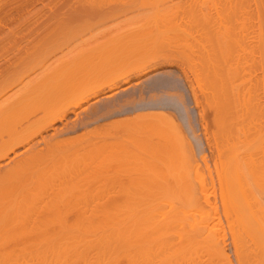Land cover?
Listing matches in <instances>:
<instances>
[{
    "label": "bare ground",
    "instance_id": "obj_1",
    "mask_svg": "<svg viewBox=\"0 0 264 264\" xmlns=\"http://www.w3.org/2000/svg\"><path fill=\"white\" fill-rule=\"evenodd\" d=\"M93 1L98 3V0H93ZM93 1L91 2L89 0L88 4H86L89 6L88 7V13H87L86 17L88 16L89 18H91V19L93 18V20H96V25L99 28H101V26H103V24L105 25L106 22L108 23V21H111V19L115 18L117 20V17L120 14L122 15L123 13H125L127 11H129V13H130L132 8H134V5L132 7V5L129 2H122V4H121V2H119V4L115 3L114 5H112L113 2L111 0V1H109L110 3L106 2V4L107 3L110 4V5L107 4L108 6H106L105 3L103 4V3L99 2V4H103L105 6L104 7L102 6L103 8H100V9H98L99 7L96 6L97 10L95 12H91V11H89L90 10L89 8L92 9V7H94L93 9L94 10L96 9L95 5H93L91 7V3H93ZM154 1L152 0V2H154ZM253 1L259 2V0H236V2L234 1L236 4L231 6V9L234 6H236V10H234V8H233V11L235 13L234 19L236 18V22H235L236 28L234 27V30L236 32L234 30H232V28H233L232 25L230 27L231 31H234L233 34L236 33V35L232 34V37L235 36V37H233V39H232L231 35H228V33L229 34L231 33L229 31L230 28L227 31V33L225 31V29H228L227 28V25L229 24L228 21L225 20V23L226 22L228 23V24L226 23L227 24L226 25V24H223L224 21L221 22L222 20L221 21L219 20L221 22V24L224 25L223 27L225 29L223 27H221V29H224V31H222L221 29H218L216 31H220V30L221 31L215 33V30H214L215 28L213 29V27H215V24H216V27L220 28L217 25L216 21L219 19L218 17L220 15H222V17H220L221 19L223 18V15H224V17H226L227 14H225V13H227V12L222 14V10H224L225 8L220 7L221 10H219L217 8V13H218V11L221 13L218 15V17H217L218 19H216L214 17L215 15L212 16L213 13H205L204 14V11L202 14H201L202 11L199 13L203 16L205 15L204 17L205 18L207 17L208 20L204 19V17H200V15L198 14V20H196L198 23L200 21H204L205 23H211L210 25L213 26L214 22L212 23L210 20L213 17H214V19H216L214 26L213 27L209 26V28L211 27L210 29L214 30V32L212 30H206L207 28L204 26L205 23L203 25H201L202 27L198 24H195V22L191 23V24L194 23L193 27H194V25H197L196 27L198 28V30L200 29V27H201V29L205 27L204 28L205 30L203 29L202 32L200 33L201 35L198 34V35H200L201 39L199 40L197 38L199 40V42L196 44L197 45L199 44L201 46L202 49L199 47L201 49V50L200 49L199 50H200V54L202 56H200L199 54L197 56H200L199 58L205 60V64L209 70V73H208L209 76L212 73L213 74V75L211 74L212 78H213V76H214V78L218 77L215 80V82L217 81L219 83L218 84L216 82V84L218 86L216 88L215 95L216 94L217 95L215 96V99L214 98H212V99H214V101H216V97L219 96V99L221 100V101L217 100L219 103V106H218L217 102H216L217 103V105H216V103L212 102L213 101L212 99H211L212 101L209 100L211 98L210 96H209V99H206V100H208V102L211 101L212 104L213 103L215 104L212 106H214V107L218 106V107H220L219 110H221V113L219 115V116H221L220 117L221 126H220V128L217 129V130L220 129L219 131H220L221 144L219 147V145L217 143V146H218V152L220 151L219 155H221L220 157L222 158V162H223V166H224V169L222 172H221V170L218 171L219 174H222V176H220L221 181L219 180L220 182L219 181L218 182H219V186H220L219 188H221L220 189L221 192L219 194L222 196L219 198L220 199L223 198V202L221 201V203L223 204L222 205L223 210H222V207L216 206V204H219V203H216V201H214V202H215L216 208L217 207L221 208V211H219V212H222L223 215L220 216L221 214L218 212L219 209L217 210L214 206H211L212 204L214 205V202H211L212 198H210L211 196H208L209 194L211 195V193H212V191H210L209 188H207L209 190H206V191H204L205 188H204V190L202 189V191L206 195L208 194L205 197H207L208 199L210 198L209 200L208 199L206 200L207 202H205V200H204L205 198H201V193H192L191 189H193V187H191L190 190L189 189L186 190L185 186L187 185V183H185V182L184 183L186 185L184 184V189L178 188L176 190L173 189V191L169 190V192L171 193V194L168 193L170 195L169 197L167 195V192H165L166 194L163 192L162 195H159V194H161L162 191H159L160 192L159 194L158 193L156 194V191H155L154 192L156 195V196L154 195L155 198L153 197L154 199H152V197L150 196L151 199L153 200V202L151 199L149 200L150 197L146 198L148 201H146V199L144 200V198H142L141 202H140V200H139V202H138V200L136 201V202H138V205H137V203H136V205H133L134 203L131 204V202H129L130 200L128 199L129 201L128 200L127 201L131 205H129V204L126 205L127 203H125L126 206L124 204H123V206H121L122 200H120V199L121 198L124 199L123 198L124 194H122L123 197H121L119 199L120 200V203H119L120 208H118V209H117V207L115 208V205L112 206L114 208H112V207L109 208L107 203L99 204L100 206L95 205V203H94V205L96 207L95 206L93 207V205H92L93 201L91 202V201H88L86 199V202H85L84 195H86V194H84V195L82 194L83 196L80 194L77 195V193H79V192L75 191L73 188H72L73 190H71V189L68 190V187H69L68 184L74 180L72 178H74L80 174H83V172L86 173L85 172L86 170L89 172L91 170L95 172L96 171L95 169H97L99 167L96 166L97 168L93 167V168H95L94 170H93V168L88 170L89 165L88 166H86V165L89 164V162L88 163L86 162L87 164L83 163V159H84V157L82 156L83 154L81 156H79V153H76V146H74L73 144L71 145V142H69V140L66 139L67 137L66 138L64 137L65 139H63V138L59 139L62 136H66L68 134L77 132L78 124H79V121H81V120L79 119L78 124L74 123L73 125H70V124L63 125V127L61 129H60V126L59 127L57 126L58 128H56V124L58 122H64L66 119H68V116L71 113H73L75 116H77L78 114L80 115V113H77V111L80 110V108H82L85 104L90 103L91 100L97 99V97H100L103 95L102 98L97 100V102H99V103L101 101L103 102V100H105V99L109 100L108 102H110L111 101L110 99H114L118 94H121L122 92L130 91L131 89L134 88L133 87L134 84H132V82L135 79L143 77V76H145L149 73H152V72H154L153 77L165 75L166 73H168L170 71H168V70L163 71L162 69L164 67H166V66L168 67L170 65V63H168L170 61L169 58L175 57L177 55H180L181 58H183L184 60H185V58H187V57H185L186 55H184V54H186L185 52L190 51L188 48H191L192 43L189 42L190 43V47H189V44L184 37H180L181 39L179 38V36H181L180 33L179 34L177 33L178 30H177V32L175 31L176 29H178L177 25H176V27H175V25H173L174 26L173 28L171 27L172 25H170V27L172 28V30L174 32L171 31L170 28L169 29L167 28V30L171 31L172 33L178 34L179 36L178 37L176 36L178 38V40H177V38L175 39V37H172V35H175V34L169 33V31L167 32L166 27H165V30H163L164 32L165 31L167 32V33L165 32L166 35H168V34L169 35L172 34V35L167 36V37H166V35H163V33H161L162 27L164 25L163 22L165 21L166 26H168L170 23L167 22L165 19H162L163 17L161 18V14L159 15L160 12L159 13L157 12L158 17L156 18V16H157V15H155L156 11H160L163 8H161L159 6V8H161V9L154 7L153 8L154 10H152L151 9L152 7H151L150 9L152 10V12L154 13V11H155L154 15L156 18V22L155 21L154 22H148V24H150L148 26H150V27L152 26V28L155 27V31H153L154 29L150 30V28L146 25L147 23L145 22L144 25L147 26L148 28L142 27V25H143L142 24L141 27L137 26V28L140 27V29L138 28L140 31L137 28L136 29L132 28L131 30H129L130 35L126 36V35H121L120 33H117L118 36L117 35L115 36V33H114V35H112L114 37H111V38L109 37L108 40H106L107 41L106 46L111 48L112 54L114 53V55H116L115 56L116 58L113 59L116 62L114 63L112 60L113 64L111 63L109 65V68H105V71L102 70V72L99 73V69H104V66L102 65V63H100V64L103 68L100 65H98L99 66L98 67L97 66L98 63L93 64V63H88L85 61H83V62H72V63H68L65 65H61V69H60L61 73H57L58 71H56V73L52 72L53 74L49 75L46 78H43V80L41 79L42 81L40 83L37 82L36 84H38V85L35 84L36 86L34 85V83L31 84L32 81L30 82L31 85L30 84L29 85L30 86L34 85L35 87L32 86L33 89H32L31 94H27L29 96L28 98H31L33 96H35V98H38V99L40 98L39 102L42 105L41 106L39 105L38 108L43 106L41 108V110H39L40 108L39 109L37 108L39 111H41V112H39V114L44 112V115L42 113V115H43L42 117L40 116L37 118V119L41 120V127L37 126L38 129L36 127H35L36 129L34 128V126L36 124V123H34L35 122L34 120L39 122L37 119H35L38 115V114L36 115L35 113H38V110H36L34 108L36 110L35 113H34V110H33V112L30 111L31 113L30 112L28 113V110H26L25 113L27 112V115H28L27 120L26 119L24 120L21 117V116H26V115H22L23 112L21 113L19 111L20 105L23 102L22 97L24 95V98H25L27 95L25 96V94H21L22 97L21 96L20 97L22 98L21 99L22 102L18 96H16V101H15V98L13 97L14 99H13L12 103L9 101L7 103L5 99H3V101H1V102H3V103H1V105L4 104L3 105L4 107L0 108V264H236L234 262V259L231 258V255H229V253L227 252L228 249L226 248V246L228 243L226 244V242L228 241L229 237H231V239H232V243H233V247H234L233 249L235 250V256H237L236 261L238 260L237 264H264V204H263L264 202L261 204V202L258 200L259 203L257 205L255 204L256 202L255 203L253 202L254 206H252L251 205L252 203H250V205L253 208L250 205H248V206L251 209L242 208V207L239 208V206H241V205H238V204L236 205V198L232 197V196L236 195L237 192L239 194L243 189H244V191H242L241 193L246 192L245 188H242L241 191H239L237 188L238 185L237 186L235 185L236 181H238V179H239V176L241 174L244 175L241 172V170L244 167L245 168L247 167V169H248L247 175H249V176L253 175V177H255V178H253V180L251 179L254 182V183L252 182V184H251L252 185V188H250L251 191L255 190L257 192V190H259L264 185V180H263L264 177H262L264 175V161H261V162L258 161V157L260 158V156H261V159H264V124H261V122H260L259 127H257L258 125L254 126L253 122L251 123V121L253 120V117H254V116L253 117L250 116L252 114L249 115L250 119L248 120L249 124H247V125H246V123L248 121L245 123L244 122L245 119L243 121L240 120L241 114L239 115L240 118H238L239 116H237V112L236 113H235V111L233 112V109L231 107L235 106L236 99H237V101H239V98L241 97L240 94L243 93L242 92L243 87H241L242 85H239L240 83L236 84V86L230 87L231 85H229V84H231V83H228V81L231 77L230 74H232V72H233L232 76L238 77V79L241 80V71L243 68L246 69L245 68L246 66L244 67L245 64H248L250 66L247 68L248 71H250L249 68H251V70H253V72L256 69L254 70V69H252V67H254L255 64H257V63H258V66L261 65L262 67H264V57L261 56L262 57L261 61H260V58H259V60H256V59H254L255 57H252V56H255V54H254L255 51H257V53L259 52L258 54H260L261 49H262V52L264 51L263 46H262V43L264 44V42H263L264 41V38H263L264 35L261 33L264 30V29L262 30V28H263L262 24L260 26V27H262L261 31L260 32L258 31L260 33V35H259V34H257V31L254 32V30L256 28L254 29L253 25H251L252 23H250L252 20V18H250V17L252 15L253 16L255 14L257 15V16L255 15L256 20H257V17L260 16V14H262L264 16L263 12L260 13V11H262V7H264V6H261L263 0L262 1L260 0L261 5L260 4L259 5H257V4L252 5L251 3ZM144 2L147 3L148 1L144 0ZM144 2H143V5L145 4ZM149 2H151V0ZM89 3H90V5H89ZM159 3L161 4V2H159ZM155 4H157V3H155ZM167 4H168V2H167ZM63 5H65V4H63ZM218 5H219V3H218ZM48 6H50V5H48ZM83 6H85V4ZM192 6H194V4ZM254 6H256V7L254 8ZM258 6L261 7V10L259 9ZM164 7H166V6H164ZM228 8L229 7L226 6L227 10H224V11H228L229 10ZM164 9H163V11H165V14H166V11H168V9H166V8H164ZM139 10L141 11V9H139ZM193 10H194V8H193ZM76 11H75V14H80L81 16L83 15L80 13V11H79V13H76ZM252 11L255 14H252ZM84 12H86V10ZM189 12H190V10H189ZM228 12H230V11H228ZM139 14L142 15V13H139ZM144 14H145V12H144ZM170 14L168 16V19L170 17ZM206 14H210L209 15L210 17H208V15H206ZM250 14H252V15L249 16ZM124 15H126V14H124ZM194 15H196V14H194ZM230 15L232 17L233 13ZM230 15H227V16H230ZM262 15L260 18H258L259 23H260L259 19L260 20L262 19L264 21V17H262ZM71 16H74V15L72 14ZM159 17L161 18L160 20H162V23L159 22V19H158ZM191 17H192V15H191ZM199 17L202 18V20L199 19ZM245 17H246V19H245ZM119 18H120V16H119ZM150 18L149 17L146 18V21H147V19H149V21L152 20V18L151 19ZM182 18H183V16H182ZM229 18L227 17V19H229ZM241 18L244 19L245 21L248 20L249 22L247 21L248 23H246V22L244 23V21L243 22L241 21L243 23L241 25V24H239V23H241L240 22ZM248 18L251 20H249ZM234 19L232 18L230 21H232ZM114 20H112V21H114ZM144 20H145V18H144ZM223 20H224V18H223ZM141 21H143V19ZM234 21H232L231 24ZM166 22L169 24L167 25ZM220 22H218V23L220 24ZM87 23H88V21H87ZM142 23H144V22H142ZM152 23L153 24L155 23L157 26H155V24L153 25ZM182 23H183V21H182ZM202 23H199V24H202ZM116 24H117V22H116ZM159 24H162L161 28L159 27L160 26ZM90 25H92V24H90ZM178 25H180V24H178ZM249 25L252 26L251 28L254 29V30L252 29L253 33H256L257 35H259L261 41L259 40L258 36H255V37H257L256 39L260 41L261 45H260L259 41H257V40L254 41L255 39L253 40L252 36H249L251 38L248 37V30L247 29L250 27ZM88 26H89V24H88ZM198 26H200V27H198ZM158 27H159V31H156V30H158ZM189 27H190V29L192 28V26H189ZM260 27H259V30H260ZM87 28L89 29V27H87ZM87 28H86V30H87ZM93 29H94V26L92 27V29L90 31H94ZM147 29H149L150 32ZM163 29H164V27H163ZM95 30H96V28H95ZM144 30H146V31H144ZM16 31H18V30H16ZM134 31H139V32H134ZM193 31L195 32V30H193ZM249 31L252 32L251 29ZM249 34H251V33H249ZM195 36L196 35H194V37ZM182 39H185L186 44H188V46L186 47L187 49H185V42H183ZM54 40H53V42H54ZM180 40H181L182 44L184 43L183 44L184 48L181 47L182 44L180 43ZM233 40H234L233 43H236V44H232V46L236 45V48L233 47L232 49H234L235 51L231 50V48H230L231 47L230 43ZM69 41H67V42H69ZM255 42L256 43L258 42V45ZM28 43H29V41H28ZM193 43H194V41H193ZM176 45H177V47H176ZM197 45H196V47H198ZM178 46H180L181 49H179L180 47L178 48ZM194 46H195V44H194ZM17 48H19V47H17ZM259 48H260V51L258 50ZM182 49H185V50H182ZM111 50H110V52H111ZM180 50H182L184 52V54ZM43 51L44 50H42V52ZM179 51L182 53L178 54ZM233 51L235 52L236 56L233 55ZM189 53L191 54V52H189ZM262 54L263 53H261L260 55H262ZM234 56H235V58H233ZM263 56H264V54H263ZM190 57L188 56V58H190ZM257 58H258V56H257ZM159 60H164L165 62H163L161 64H158L159 62L155 63L156 61H159ZM197 61H198V59H197ZM50 62H52V61H50ZM171 62L174 63L173 61H171ZM33 63L35 64L36 62H32V66H33ZM42 63H43L42 65H44V62H42ZM199 63H201V61ZM32 66L30 65L29 69H30V67L32 68ZM94 66H97L95 68L96 70L94 69ZM233 66L235 67V69ZM192 68H194V66ZM192 68H190V69H192ZM26 69H28V68H26ZM26 69L25 70L23 69V70L26 71ZM33 69H34V67H33ZM33 69H32V71H34L36 68L34 70ZM106 69H108V70H106ZM93 70H95L93 72L94 74L97 72L96 75L98 73H99V75H97V77H96V75H94L95 78L93 76H91V79H89L88 81L84 80L89 75V73L93 74V73H91V71H93ZM193 70H195V69H193ZM27 72L28 71H26L24 73L26 74ZM43 72H45V70ZM186 73H188V72L182 73L183 74L182 78H184V80L188 84V82L191 80H189V78H188L189 76H187ZM22 74H23V72H22ZM27 74H30V73H27ZM249 75L247 74V76H249ZM252 75L253 74L251 73V76ZM19 76L22 78L21 74ZM27 77H29V76H26V79H27ZM234 77H232V78H234ZM249 78L252 79V77H249ZM261 78L258 77V81L261 80ZM12 79H13V81L10 78V80L14 83V81H16V80H14V77ZM23 79H25V77ZM243 79H245V78H243ZM37 80L38 79H36V81ZM145 80H143V81H145ZM256 80L257 79H255V81ZM172 81H173V79H172ZM230 81H232V80H230ZM252 81H254V80H252ZM258 81H257V83H258ZM261 81H259V84H261L260 83ZM5 82H7V81H4V84H5ZM33 82H35V81H33ZM7 83L5 85L4 84L3 85L6 86L7 88L9 87L8 90L9 89L12 90L13 84H11L12 88H10L11 87L10 83H8V84ZM22 83H23V81L22 82L20 81V83H19V79H18V83H16V84L19 85ZM160 83L157 84L156 88H152V90L153 89H154L153 91H155V89L158 90L159 87H161L160 85H162L163 87L166 85V83L164 81L161 84ZM233 83H236V82H233ZM247 83H246V85L245 84L244 85L247 86ZM169 84H170V82H168V86H169ZM175 84H176V81H175ZM175 84L173 82L174 86H175ZM249 85H250V83L248 84V86ZM4 86L2 88L6 89V91H7V88H5ZM171 86H172V84H171ZM176 86H178V84ZM166 87H164V90L167 88H170V87H167V88ZM251 87L250 88L248 87V89H249L248 92L252 93L253 91H252ZM2 88H0V92H2ZM171 88H173V86ZM171 88H170V90H171ZM192 88H194V87L192 86ZM136 89H137V87H136ZM194 89H192V91H195L193 93H196L197 91H196V89L195 90ZM244 89H246V88L244 87ZM262 89H260V90H262ZM161 90L163 91L162 88L160 89V91ZM18 91H16V92L18 93ZM257 91L260 94L259 90H257ZM26 92H29V91H25V93ZM248 92H246V94ZM3 93H4V90H3ZM22 93H24V92H22ZM244 93H245V90H244ZM251 93H250V95H251ZM258 93H257V95H258ZM6 94H8V92ZM6 94L5 95L1 94L3 96L0 95V98L2 99V97L6 96ZM146 94H147V92H141V95H139L140 100H141L140 102H137L136 98L132 97V99L127 100V101L122 102V103L115 102L116 104L112 103L111 105L110 104H108L107 106L105 105L106 106V107H104L105 112H103V114L101 113V115L99 114L100 113L99 111H98V113L94 112L95 116L91 115L94 113L89 114V112H86V114L88 113L89 115H91L93 117V118H90L91 119L90 122L93 119V121L91 123H93L94 121H95V123H97L101 120L109 119L113 116H118V115L122 116V115L128 114V113H136V114H134L133 118L130 117L132 120L130 118H129L130 120L129 119L127 120V118H126L124 120H121L120 123L121 122L122 123L123 122L134 123V121H137V122H142V123H146V124L147 123L148 124H150V123L154 124V122L156 120L160 122V118H163L161 120H163L165 123L167 121L164 118H168V120L170 119L169 121H172V122L175 121L174 119L176 117L173 118L174 114L171 116L168 113V111H171V110H169V107L171 106L170 102L167 103L168 104L167 105L165 101H157V100L156 101H151V100L147 101L146 100L147 99ZM197 94L198 93L194 94V97H193L195 100V101L193 100V103L195 102L196 104L198 102V98L196 96ZM207 94H208V92H207ZM255 95L256 94L254 92V96ZM203 96H206V95L203 94ZM236 96H240V97L236 98ZM252 96H253V93H252ZM17 97L19 99H17ZM152 97H153V95H152ZM178 97L180 98V96H178ZM259 97H260V95H259ZM6 98H8V97H6ZM201 98L203 100V97H201ZM242 98H245V96L241 97V99H240L241 104H242ZM204 99H205V97H204ZM252 99H254V98H252ZM255 99H254V101H255ZM174 100H176V99H174ZM245 100L243 101V103L245 102ZM27 101L29 102V100H27ZM34 101H35V99H34ZM114 101H116V100H114ZM251 101H253V100H251ZM257 101L261 102L258 99V97H257ZM32 102L33 101H31V103ZM36 102H38L37 99H36ZM102 102L100 104H102ZM248 102H250V101H248ZM259 102L257 104H259ZM23 103H25V101ZM195 103H194V105H196ZM28 104H30V102ZM171 104H172V102H171ZM220 104H221V106H220ZM241 104H240V106H241ZM257 104H255V105H257ZM23 106H26V104H24ZM246 106H247V104H246ZM249 106H250V104H249ZM98 107H96V108H98ZM237 107H238V105L236 106V108ZM260 107H261V105H260ZM21 108H23V110H24V107L21 106ZM43 108H44V110H43ZM197 108L199 110V107H197ZM250 108L252 109V106H250ZM83 109L85 110L86 108L83 107ZM88 110H90V109L88 108L87 111ZM236 110H238V109H236ZM239 110H240V108H239ZM248 110H249V108H248ZM258 110H259V108H258ZM262 110H263V106H262ZM18 112L20 113L19 117H18ZM201 112L202 111H200V113ZM245 112H246V109H245ZM256 112H260V111H256ZM231 113H232V116H231ZM262 113H264V112H262ZM34 114L36 116L35 118L33 117ZM81 114H83V113H81ZM79 115L77 116V119H78V117L80 118V116H82V115H80V116ZM89 115H88V117H90ZM255 115H259V117H260L259 113L255 114ZM97 116H99V117H97ZM199 116H200L202 122L206 121V119L203 120V118H205L203 113H201V115H199ZM263 116H264V114L262 115V118H263ZM31 117H33L34 120L32 119L31 124H30L29 122H30ZM256 117L258 118V116H256ZM24 118H26V117H24ZM242 119H243V116H242ZM88 120L89 119H87V121ZM117 120H119V119H117ZM239 120L241 122H238ZM256 120H258V119L255 118L254 121H256ZM259 120L261 121L262 119H259ZM234 121H236V122H234ZM72 122H75V120ZM84 122H86V121H84ZM84 122L83 123L81 122L82 125H80V128H81V126L86 127V126L90 125V123L87 125L88 122H86V123H84ZM156 122H155V124H156ZM115 123H117V125H115V127L117 126V128H119V126L122 124L121 123L119 125L118 122H115ZM129 124H131V123H129ZM152 124H150V125H152ZM36 125H38V123ZM122 125H124V124H122ZM202 126H204V125H202ZM120 127H123V126H120ZM124 127H125V125H124ZM164 128H168V127H164ZM204 128L206 129V127H204ZM131 129H133V128H131ZM154 129H156V128H154ZM179 129H178V131H176V132H178V135L180 133ZM50 130L53 131V134L52 135L49 134V137H45L44 133H46ZM170 131H172V130H170ZM38 136L41 138V140L37 141L38 143L36 141H34L36 143L35 144L33 143V145H32L33 139H35ZM168 136H170V135H168ZM181 136H182L181 140L184 141V144H183V142H182V144L184 145L185 148L183 146L182 147L184 149H186V151L184 149H182L183 152L180 150L181 154L184 153L183 156H187V154L190 153V155H192V158H193V156H195V155L191 151H193L194 147H193V149H191L190 146H189V148L186 147L187 145H185V143H187V142L184 140L185 137L183 138L184 134H181ZM155 137H157V136H155ZM178 137H180V135ZM76 138H77L76 136L75 137L71 136L70 140L71 139L74 140L72 143H76L75 142ZM86 138H87V136H86ZM67 142H69L70 144L68 145ZM173 142H174V140H173ZM40 143L41 144L45 143L46 146H44V148L39 149L38 146L40 145ZM87 143H89V142L87 141ZM133 143L129 144V145L135 147V148L132 147L133 149H136V146H134ZM153 143H154L153 145H155V142H153ZM85 144H86V142H85ZM126 144L127 143H125V145ZM138 144H139V142H138ZM96 145H97V143H96ZM129 145H128V147H130ZM66 146L70 147V148L74 146L72 149H75V153L69 154L70 148L68 149L69 150V152H68L64 149V148L67 149ZM155 146H157V143ZM191 146H193V144ZM20 148H22L23 151L21 150V152H20V150H19ZM34 148H35V151L33 152ZM137 148H140V147H137ZM159 148H160V146H159ZM163 148H165V147H163ZM77 149H78V147H77ZM81 149L82 148L78 149L77 151H79ZM124 149H125V147L123 146L122 150L124 151ZM155 149H156V147H155ZM91 150H93V149H91ZM128 150H130V149H128ZM160 150H163L162 145H161ZM31 151H32V153H31ZM71 151L73 152V150H71ZM136 151H137V149H136ZM29 152L32 155L31 154L28 155ZM119 152H120L119 155H122V152L118 151V153ZM26 153H28V154H26ZM82 153H84V152H82ZM125 153L127 155L128 152L126 151ZM176 153H177V151H176ZM216 153H217V151H216ZM20 155L22 158H20ZM23 155H25V156H23ZM119 155H118V157L120 158ZM130 155H128V156H130ZM18 157L20 160L16 161L18 159ZM81 157L83 159H81ZM125 157L124 156L121 157L120 160L125 161L124 160ZM204 157H206V156H204ZM240 157H243V159H241ZM245 157H247L246 161L244 159ZM126 158H128V157H126ZM189 158H190V156H189ZM206 158H205V160H207ZM178 159H177V161H178ZM203 159L204 158H202V160L201 159L200 160L205 161ZM239 159H241V160H239ZM128 160H129V158H128ZM85 161H87V160H85ZM114 161H117V160H114ZM180 162L182 163V161H180ZM121 163H123V162H121ZM186 163L187 164H185V165L189 164L188 161H186ZM240 163H242V165ZM83 165H85V167ZM185 165H183V166L186 167ZM240 166H244V167H240ZM91 167L92 166H90V168ZM3 168H4V170H3ZM101 168H103V167L101 166ZM187 168H189V167H187ZM245 168L242 171L245 172ZM160 169H162V168H159V170ZM184 169H186V168H184ZM184 169H183V172L186 173ZM99 170H101V169H99ZM137 170H141V168H139ZM160 171H162V170H160ZM203 171H201V172H203ZM239 171L241 172V174ZM96 172H98V171H96ZM237 173H239L240 175L238 174L239 176L236 177ZM201 175H202V173H201ZM127 176L129 177V175H127ZM256 176H259V177L257 178ZM78 177H76V179ZM211 177H212V175H211ZM99 178H101V177H99ZM256 178H257V180H256ZM261 178H263V179H261ZM79 179H80V177H79ZM117 180H119V179H117ZM241 180H242V177L240 178L239 182L243 183ZM258 180H263V182L261 181V183H260L261 186L259 185ZM74 181H76V180H74ZM78 181H76V182H78ZM208 182H209V180H208ZM220 183H222V185ZM69 185H72V184L70 183ZM74 186H75V184H74ZM188 186H190V185H188ZM235 186H236V189H235ZM71 187H73V186H71ZM110 187H111V185H110ZM132 187L133 186H131V188ZM242 187H243V185H242ZM258 187H259V189H257ZM188 188H190V187H188ZM201 188H202V186H201ZM85 190H87V189H85ZM179 190L183 191V194ZM211 190H213V189H211ZM236 190H238V191H236ZM79 191L81 193H84L81 190H79ZM187 191H188V193H187ZM208 191H210V192H208ZM219 191L218 190L216 191V189H214L213 193L217 192V194H218ZM172 192H174V193L172 194ZM179 192L182 195L181 199L183 201L181 199H179L181 196ZM206 192H208V193H206ZM258 192H260V191H258ZM121 193H123V190L121 191ZM175 193H176V195L179 193L177 195V196H179V198L178 197L175 198L176 202L173 201V200H175L174 198H172V200L170 198L172 195H173L172 197H174ZM246 193H244L242 195L240 194L241 197L244 196L246 199V197H248V195ZM252 193L253 192H251V194ZM255 194L256 193H254V195ZM87 195H89V193H87ZM91 195H92V193H91ZM213 195H215V193ZM86 196H85V198H86ZM105 196H107V195L105 194ZM159 196H162L163 201L166 199L168 201L170 199L172 205L169 204V202L166 203V201H165V203L163 202L164 205L163 204L161 205L160 201H162V200L160 199L161 197H159ZM133 197H134V195H133ZM156 197H158L160 199V201H158V198L156 199ZM202 197H204V196H202ZM89 198L91 199L92 196ZM163 198H166V199H163ZM177 198H178V200H177ZM134 199H136V198H134ZM142 200L146 201V203L148 202L147 205L144 201L142 202ZM87 201L90 202L91 204L87 203ZM111 201H112V197H111ZM149 201H150V203H149ZM177 201H179V202H177ZM245 201H247V200H245ZM95 202H97V200H95ZM151 202L153 203V205L151 204ZM157 202H158V204H157ZM208 202H211V205ZM140 204H142V205H140ZM168 205H170V206H168ZM218 213H219V215L217 216ZM231 239H229V240H231Z\"/></svg>",
    "mask_w": 264,
    "mask_h": 264
},
{
    "label": "rangeland",
    "instance_id": "obj_2",
    "mask_svg": "<svg viewBox=\"0 0 264 264\" xmlns=\"http://www.w3.org/2000/svg\"><path fill=\"white\" fill-rule=\"evenodd\" d=\"M75 1V2H74ZM88 1L89 0H0V38L2 39H0V88H2L7 82L8 83H10V86H11V84H13L12 86H13V88H12V86L10 87V88H12V90H8V88L6 87V86H4L5 88H7V91H6V89H3L2 88V92H0V95L1 94H3V95H5L7 92H8V94H6V96H4V97H2V99L0 98V105H1V103H3V102H1V101H3V99H5L6 100V102L8 103V101L9 102H11L12 103V101H13V99L15 98V101H16V96H18L19 98H20V100L22 99L23 100V102L25 101V103H23L22 102V100H21V102H22V104L24 105V104H26V106H23L22 104L20 105V112L22 113V115H26V116H21L24 120L26 119L27 120V112L25 113V111L26 110H28V113L30 112V111H32L33 112V110H34V113H35V111L36 110H38L39 108V110H41V108L43 107H39L38 108V106L40 105H42V104H40V98L38 99V98H35V96H33V97H31V98H28L29 96L27 95V94H31V92H32V89H33V87L32 86H34L37 82L38 83H40L42 80H43V78H46V77H48L49 75H51V74H53V73H56V71H58L57 73H61V71H60V69H61V65H65V64H68V63H72V62H83V61H85V62H88V63H93V64H95V63H98L97 64V66L98 65H100L101 66V64L100 63H102V65L104 66V69H99V73L100 72H102V70H104L105 71V68H109V65L112 63V60L113 59H115L116 57V55H114V53L112 54V50H111V48H109V47H107L106 45V40H108V38L110 37H114V36H112V35H114V33H115V36L117 35L118 36V34L117 33H120L121 35H130V31L129 30H131L132 28H137V26H140L141 27V25H142V27H147L148 25H150V24H148V22H156V18L158 17V13H159V15L161 14V18L162 19H165L167 22H169V23H167V25L168 26H166V24H165V21L163 22L164 23V25H163V27H164V29H163V27H162V32L161 33H163V35H166V33L169 31V30H167V28L169 29L170 28V30L171 31H173L172 30V28L174 27L173 25H175V27H176V25L178 26V29H176L175 31L177 32V30H178V34L180 33V35L181 36H179L178 34H175V33H172L171 31H169V33H172V34H175V35H172V34H170V35H172V37H175V39L179 36V38L180 37H184L185 39H186V41L188 42V44H189V47H190V43H192L191 45V48H188L190 51L189 52H191V54L187 51V52H185L186 54H184V52L182 51V50H185V49H187L186 47L188 46V44H186V42H185V39H182V41L183 42H185V49H182V50H180V51H182L183 52V54L184 55H186L185 57H187V58H185V60L183 59V58H181V56L180 55H177V56H175V57H171V58H169V62L168 63H170V65L167 67H164L162 70L163 71H166V70H168V71H170V72H168V73H166L165 75H160V76H157V77H153V75H154V72H152V73H149V74H147V75H145V76H143V77H140V78H138V79H135L133 82H132V84H134V88L133 89H131L130 91H128V92H122L121 94H118L114 99H110L111 101L110 102H108L109 100H107V99H105V100H103V102H102V104H100L99 102H97V100H99L100 98H102L103 97V95L102 96H100V97H97V99H93V100H91L90 101V103H88V104H85L83 107L84 108H86L85 110L83 109V107L82 108H80V110H78L77 111V113H80V115H82V116H80L79 114V116H80V118L78 117V119H77V116H75L73 113H71V114H69V116H68V119H66L64 122H58L57 124H56V128H58L59 126H60V129L63 127V125H66V124H70V125H73L74 123H77L78 124V121H79V119L81 120V121H79V124H78V130H77V132H75V133H71V134H68V135H66V136H62V137H60L59 139H61V138H63V139H65L66 137V139L67 140H69V142H71V145L73 144L74 146H76V153H79V156H81L82 154V156L84 157V159L85 160H87V161H85L82 157H81V159H83V163L84 164H87L88 162H89V164H87L86 166H88L89 167V169L88 170H90V169H92L93 167H95V168H97V167H99V168H97V169H95V168H93V170L95 169L96 171H98V172H94V171H85L86 173H84L83 172V174L85 175H83V174H80V175H78L79 177H80V179H79V177L78 176H76V177H78L77 179H76V177H74V178H72V179H74V180H76V181H78V182H76V181H72V182H70L72 185H69L68 184V190L69 189H71V190H75V191H77V192H79V193H77V195H84V194H86L87 195V193H89V195H84V199H85V202H86V199L88 200V201H93V203H92V205H93V207L95 206V205H98V206H100L99 204H102V203H107V205H108V207L110 208V207H112V206H114L115 205V208L117 207V209L118 208H120V200H122V205L121 206H123V204L125 205V203H127L126 205H128L129 204V202H131V204H133V205H136V203H137V205H138V202H139V200H140V202H141V199L142 198H144V200L146 199V198H149L150 196L152 197V199H154L155 198V191H156V194L158 193H160L159 191H162L161 192V194H159V195H162L163 194V192L165 193V192H167V195H168V197L170 196L168 193H170L169 192V190H172L173 191V189H178V188H183L184 189V184L185 183H187V185L185 186V188H186V190H190L191 189V187H193V189H191L192 190V193H201V198H205L204 200H205V202H207L206 200L208 199L207 197H205V196H207L203 191H202V189L204 190V188H205V190L204 191H206V190H209L210 189V191H212V193H211V195L209 194L208 196H211L210 198H212L211 199V202H214V201H216V203H219V204H216V206H218V207H222V210H223V204L221 203V201L223 202V198L222 199H220L219 197H222L219 193L221 192V188H219L220 186H219V182L221 181V177L220 176H222V174H219L218 173V171H220L221 170V172L223 171V169H224V166H223V162H222V158L220 157L221 155H219V152H218V146H217V143H218V145H219V147H220V144H221V140H220V129L219 130H217L218 128H220V126H221V123H220V117L221 116H219L220 115V113H221V110H219V108L220 107H218L219 106V103H218V101L217 100H220L219 99V96H217L216 97V101H214V99H215V96L217 95H215V91H216V88H217V84H216V82H215V80L218 78V77H216V78H214V76H213V78H212V75L210 74V76H209V70H208V68H207V66H206V64H205V60H203V59H201V58H199L200 56H202L201 54H200V50L202 49L201 48V46L198 44H196V43H198L199 42V40L201 39V37H200V33L202 32V30L206 27L207 29L206 30H212V29H210L209 28V26H212V25H210L211 23H205L204 21H200L199 23H202V24H199L196 20H198V14L201 12V14L203 13V11H204V14L205 13H213V15L212 16H214L216 19H218L217 21L218 22H220L221 20V22H223V24H226L225 23V20L226 21H228V25H227V28L228 29H225L223 26L224 25H222L221 24V22H220V24L216 21V23H217V25L220 27V28H218V27H216V24H215V27H213L214 26V23H215V20L216 19H214V17L210 20L212 23H213V29L215 30V33L216 32H220L221 30L222 31H224V29H225V31H226V33H227V31L229 30V28L231 27V25H232V30H234V27L236 28V18L234 19V11H233V8H234V10H236V6H234L232 9H231V6L232 5H235L236 3V0H153L155 3H157V4H155L154 2H152V0H151V2H149L150 0H146V1H148L147 3L146 2H144V0H112V2H113V4L112 5H114L115 3L116 4H119V2H121V4H122V2H129L131 5H132V7H133V5H134V8H132V10L130 11V13H129V11H127V12H125V13H123L122 15L120 14V15H118V17H117V20L115 19H111V21H108V23L106 22L105 23V25L103 24V26H101V28H99L97 25H96V20H93V18L91 19V18H89L88 16L86 17V15H87V13H88V5H86V4H88ZM91 2L93 1V0H90ZM103 1V2H102ZM109 1H111V0H98V3L97 2H95V1H93V3H91V7L93 6V5H95V10L93 9L94 7H92V9L91 8H89L90 10L89 11H91V12H95L96 10H97V7H99L98 9H100V8H103L105 5L106 6H108L107 4H109L110 2ZM116 1V2H115ZM201 3H200V2ZM218 1V2H217ZM220 1V2H219ZM224 1V2H223ZM226 1V2H225ZM235 1V2H234ZM262 1V0H261ZM260 0H259V2L258 1H256V2H252L251 4L252 5H255V4H257V5H259L260 4V2H261ZM2 2V3H1ZM87 2V3H86ZM99 2H101V3H105V5H103V4H99ZM106 2H109V3H107L106 4ZM141 2V3H140ZM143 2L145 3L144 5H143ZM159 2H161V4L159 3ZM163 2V3H162ZM167 2H168V4H167ZM196 2V3H195ZM198 2V3H197ZM222 2V3H221ZM229 2V3H228ZM234 2V3H233ZM90 3H89V5H90ZM218 3H219V5H218ZM226 3V4H225ZM233 3V4H232ZM63 4H65V5H63ZM73 4V5H72ZM78 4V5H77ZM81 4V5H80ZM85 4V6H83ZM129 4V5H130ZM191 4V5H190ZM194 4V6H192ZM196 4V5H195ZM199 4V5H198ZM212 4V5H211ZM48 5H50V6H48ZM110 5V4H109ZM163 5V6H162ZM189 5V6H188ZM227 7H229L228 9V11H230V12H228V11H224V10H227L226 9V6ZM261 5V4H260ZM58 6V7H57ZM75 6V7H74ZM83 6V7H82ZM97 6V7H96ZM103 6V7H102ZM158 6V7H157ZM159 6L161 7V8H166V9H168V11H166V14H165V11H163V9L162 10H160V11H156V13H155V11H154V13H155V15H157L156 16V18H155V15H154V13L152 12V10H154L153 8L154 7H156V8H158V9H161V8H159ZM164 6H166V7H164ZM200 6V7H199ZM207 8H206V7ZM261 6H264V0L262 1V5ZM87 9H86V8ZM152 7V8H151ZM187 7V8H186ZM194 8V10H193V8ZM220 7H222V8H225L224 10H222V14H224L225 12H227V13H225V14H227V15H230V14H232L233 13V15H232V17H231V15L230 16H227L226 15V17H224V15H223V18H224V20H223V18L221 19L220 17H222V15H220L219 17H218V15L219 14H221L219 11H218V13H217V8L219 9V10H221V8ZM256 6H254V8H255ZM259 7V6H258ZM106 8V7H105ZM104 8V9H105ZM152 10H151V9ZM170 8V9H169ZM253 8V9H254ZM82 9V10H81ZM139 9H141V11L139 10ZM206 9V10H205ZM259 9L261 10V7H259ZM76 11V13H79V11H80V13L81 14H83L82 16L80 15V14H75V11ZM86 10V12H84V11ZM151 10V11H150ZM156 10V9H155ZM165 10V9H164ZM171 10V11H170ZM189 10H190V12H189ZM213 10V11H212ZM259 10V11H260ZM69 12V13H68ZM90 12V13H91ZM144 12H145V14H144ZM164 12V13H163ZM197 12V13H196ZM236 12V11H235ZM261 12H263L264 13V7H262V11H260V13ZM139 13H142V15L141 14H139ZM164 15H163V14ZM173 15H171V14ZM74 15V16H71V15ZM124 14H128L127 16L126 15H124ZM135 14V15H134ZM169 14H170V17H169V19H168V16H169ZM194 14H196V15H194ZM201 14H199L200 15V17H204L203 15H201ZM252 14H255L253 11H252ZM252 14H250L249 16H251ZM141 15V16H140ZM191 15H192V17H191ZM194 15V16H193ZM206 15H208V17H210L209 15L210 14H206ZM256 15V14H255ZM251 16L250 18H252V20L251 19H249V20H251V22L250 23H252L251 25H253V28L255 29H253V28H251L252 26H250L247 30H248V37L249 36H252L253 37V40L254 41H256L257 39V37H255V36H258L259 37V35H260V31H261V28H262V30L264 29V21L261 19H259V21H260V23L258 22V18H260L261 17V15L262 14H260V16L259 17H257V20L255 19L256 18V16ZM76 16V17H75ZM78 16V17H77ZM119 16H120V18H119ZM150 18H152V20H150L149 21V19H147V21H146V18H148V17ZM166 16V17H165ZM179 16V17H178ZM182 16H183V18H182ZM197 18H196V17ZM211 16V17H212ZM236 16V15H235ZM165 17V18H164ZM178 17V18H177ZM195 19H194V18ZM199 17V19H201L202 20V18H200ZM218 17V18H217ZM227 17L229 18V19H227ZM262 17H264L263 15H262ZM119 18V19H118ZM122 18V19H121ZM144 18H145V20H144ZM150 18V19H151ZM160 17L158 18L159 19V22H161L162 23V20H160L161 19ZM195 20H193V19ZM226 18V19H225ZM234 19V20H232V21H234L232 24H231V22L232 21H230L231 19ZM33 19V20H32ZM41 19V20H40ZM143 19V21H141ZM204 19H207V17L205 18L204 17ZM203 19V20H204ZM245 19H246V17H245ZM112 20H114V21H112ZM134 20V21H133ZM208 20V19H207ZM206 20V21H207ZM220 20V21H219ZM26 21V22H25ZM87 21H88V23H87ZM158 21V20H157ZM182 21H183V23H182ZM243 22L244 21V23L246 22V23H248L249 21L248 20H244V19H242L241 18V20H240V22ZM248 21V22H247ZM70 22V23H69ZM76 22V23H75ZM116 22H117V24H116ZM126 22V23H125ZM142 22H144V23H142ZM145 22L147 23L146 25L147 26H145L144 24H145ZM185 22V23H184ZM192 22H195V24H198V25H203L204 23H205V27L204 28H202L201 29V27L200 26H198V27H200V29L198 30V28L196 27L197 25H194V27H193V24H191ZM239 22V21H238ZM239 23V24H243V23ZM35 25H34V24ZM40 23V24H39ZM64 23V24H63ZM94 23V24H93ZM158 23V22H157ZM187 23V24H186ZM80 24V25H79ZM88 24H89V26H88ZM90 24H92V25H90ZM153 24V23H152ZM155 24V23H154ZM153 24V25H154ZM178 24H180V25H178ZM261 24H262V27H260L261 26ZM96 25V26H95ZM109 25V26H108ZM124 25V26H123ZM160 26V28H161V26H162V24H159ZM170 25H172L171 27H170ZM183 25V26H182ZM225 25V26H226ZM240 25V26H241ZM76 26V27H75ZM91 26V27H90ZM94 26V31H90L91 29H92V27ZM135 26V27H134ZM155 26H157L156 24H155ZM189 26H192V28L190 29V27ZM87 27H89V29L87 28ZM140 27H138L139 29H140ZM149 28H150V30H153V31H155V27L154 28H152V26L150 27V26H148ZM147 27V28H148ZM159 27H158V30H156V31H159ZM165 27H166V30H167V32L165 33L163 30H165ZM221 27H223L224 29H221ZM258 27V28H257ZM259 27H260V30H259ZM40 28V29H39ZM86 28H87V30H86ZM95 28H96V30H95ZM99 28V29H98ZM137 28V29H138ZM152 28V29H151ZM181 28V29H180ZM194 28V29H193ZM217 28V29H216ZM113 29V30H112ZM138 29V30H139ZM142 29V28H141ZM175 29V28H174ZM190 29V30H189ZM197 29V30H196ZM218 29H221L220 31H216V30H218ZM251 29V31L252 32H250L249 30ZM254 30V32H256L257 31V34H259V35H257L256 33H253V30ZM258 29V30H257ZM15 30V31H14ZM16 30H18V31H16ZM67 30V31H66ZM148 31H149V29H147ZM192 30V31H191ZM193 30H195V32L193 31ZM205 30V29H204ZM214 30H212L213 32H214ZM11 31V32H10ZM140 31V30H139ZM139 31H134V32H139ZM142 31V30H141ZM144 31H146V30H144ZM231 33L229 34L228 33V35H231V37H232V34H233V32L235 31H231V28H230V30H229ZM259 31V32H258ZM62 32V33H61ZM69 32V33H68ZM74 32V33H73ZM93 32V33H92ZM98 32V33H97ZM150 32V31H149ZM174 32V31H173ZM190 32V33H189ZM236 32V31H235ZM263 32H264V30H263ZM263 32H261L263 35H264V33ZM8 33V34H7ZM12 33V34H11ZM23 33V34H22ZM38 33V34H37ZM67 33V34H66ZM249 33H251V34H249ZM98 34V35H97ZM132 34V33H131ZM184 34V35H183ZM192 34V35H191ZM196 35L195 37H194V35ZM198 34H200V35H198ZM261 34V35H262ZM31 35V36H30ZM93 35V36H92ZM169 34L168 35H166V37L167 36H170ZM186 35V36H185ZM188 35V36H187ZM233 35H236V33H234ZM4 36V37H3ZM11 36V37H10ZM35 36V37H34ZM64 36V37H63ZM91 36V37H90ZM177 36V37H176ZM13 37V38H12ZM16 37V38H15ZM47 37V38H46ZM79 37V38H78ZM97 37V38H96ZM233 37H235V36H233ZM233 37H232V39H233ZM263 37V36H262ZM15 38V39H14ZM26 38V39H25ZM29 40H28V39ZM35 38V39H34ZM38 38V39H37ZM100 38V39H99ZM194 38V39H193ZM199 40H198V39ZM249 38H251V37H249ZM264 38V37H263ZM262 38V39H263ZM55 39V40H54ZM96 39V40H95ZM181 39V38H180ZM231 39V38H230ZM235 39V38H234ZM53 40H54V42H53ZM57 40V41H56ZM70 40V41H69ZM73 40V41H72ZM177 40H178V38H177ZM192 40V41H191ZM259 40L261 41V39H260V37H259ZM259 40H257V41H259ZM15 41V42H14ZM28 41H29V43H28ZM67 41H69V42H67ZM100 41V42H99ZM193 41H194V43H193ZM253 41V42H254ZM260 41H259V43H260ZM263 41V40H262ZM2 42V43H1ZM77 42V43H76ZM179 42V41H178ZM190 42V43H189ZM234 42V40L230 43L231 45V50H234V49H232L233 47H235L236 48V45L235 46H232V44H236V43H233ZM264 42V41H263ZM9 43V44H8ZM180 43H181V40H180ZM256 43V42H255ZM29 44V45H28ZM65 44V45H64ZM182 44V43H181ZM184 44V43H183ZM183 44H182V48H184V46H183ZM194 44H195V46H194ZM257 45H258V42L256 43ZM43 45V46H42ZM105 45V46H104ZM196 45L198 46V47H196ZM260 45H261V43H260ZM51 46V47H50ZM75 46V47H74ZM180 46H178V48L180 47ZM262 46H263V50H264V44L262 43ZM17 47H19V48H17ZM29 47V48H28ZM90 47V48H89ZM176 47H177V45H176ZM181 47L179 48V49H181ZM193 47V48H192ZM201 49H200V48ZM261 47V46H260ZM33 48V49H32ZM61 48V49H60ZM24 49V50H23ZM35 49V50H34ZM70 49V50H69ZM89 49V50H88ZM200 49V50H199ZM40 52H39V51ZM42 50H44L43 52H42ZM64 50V51H63ZM101 50V51H100ZM110 50H111V52H110ZM178 50V49H177ZM259 51H260V48L258 49ZM6 51V52H5ZM95 51V52H94ZM179 51V53L178 54H180V53H182V52H180ZM235 51V50H234ZM233 51V55H235V52ZM59 52V53H58ZM99 52V53H98ZM199 52V53H198ZM57 53V54H56ZM259 53V52H258ZM257 53V51H255V56H252V57H255L254 59H256V60H259V58H260V61H261V58L262 57H264L263 56V54H264V51L262 52V49H261V52H260V54L261 53H263L262 55H260V54H258ZM36 54V55H35ZM54 54V55H53ZM64 54V55H63ZM188 54V55H187ZM200 55V56H197V55ZM232 54V53H231ZM253 54V55H254ZM90 55V56H89ZM96 55V56H95ZM100 55V56H99ZM182 55V54H181ZM89 56V57H88ZM183 56V55H182ZM188 56L190 57V58H188ZM236 56V55H235ZM235 56L233 57V58H235ZM257 56H258V58H257ZM262 56V57H261ZM10 57V58H9ZM27 57V58H26ZM48 57V58H47ZM75 57V58H74ZM101 57V58H100ZM87 58V59H86ZM97 58V59H96ZM232 58V59H233ZM41 59V60H40ZM51 59V60H50ZM55 59V60H54ZM95 59V60H94ZM189 61H188V60ZM197 59H198V61H197ZM200 59V60H199ZM253 59V58H252ZM32 60V61H31ZM43 60V61H42ZM52 61V62H50V61ZM117 60V59H116ZM184 60V61H183ZM171 61H173L174 63H172ZM201 61V63H199ZM32 62H36L35 64L33 63V66H32ZM40 62V63H39ZM42 62H44V65H42L43 63ZM47 62V63H46ZM113 62L115 63L116 61L115 60H113ZM159 62V63H158ZM163 62H165L164 60H159V61H156L155 63H158V64H161V63H163ZM61 63V64H60ZM20 64V65H19ZM37 64V65H36ZM46 64V65H45ZM113 64V63H112ZM178 64V65H177ZM184 64V65H183ZM2 65V66H1ZM32 66V68L30 67V69H29V66ZM39 65V66H38ZM186 65V66H185ZM36 66V67H35ZM97 66H94V69L97 67ZM182 66V67H181ZM194 66V68H192ZM246 66V67H245ZM33 67H34V69H33ZM49 67V68H48ZM99 67V66H98ZM102 67V66H101ZM234 67V66H233ZM244 67L246 68V69H242V71H241V80L240 79H238V77H234V76H232L233 75V72H232V74H230L231 75V77H230V79H229V81H228V83H231V84H229V85H231L230 87H232V86H236V84H239V85H242L241 87H243L242 88V94H240V96L241 97H243V96H245V98H242V104H241V101H240V99H241V97L240 96H236V98H239V101H237V99H236V104L238 105V107L236 108V104H235V106H232L231 108L233 109V112L235 111V113L237 112V116H239L240 114H241V118H240V116L238 117V118H240V120H244V122L246 123L249 119H250V116L251 117H255L256 119H258V120H256V121H254L255 120V118L253 117V120L251 121V123L253 122V125L254 126H256V125H258L257 127H259L260 126V122H261V124H264V116H263V118H262V115L264 114V113H262V112H264V67H262L261 65L260 66H258V63L257 64H255V66L254 67H252V69H256L254 72H253V70H251V68H249V70L250 71H248V67H250L248 64H245L244 65ZM15 68V69H14ZM26 68H28V69H26ZM38 68V69H37ZM42 68V69H41ZM103 68V67H102ZM190 68H192V69H190ZM207 68V69H206ZM3 69V70H2ZM11 69V70H10ZM26 69V71H28L27 73H30V74H25L24 72H26V71H24V70ZM32 69L35 71H32ZM40 69V70H39ZM98 69V68H97ZM186 69V70H185ZM193 69H195V70H193ZM234 69H235V67H234ZM45 70V72H43ZM96 70V69H95ZM95 70H93V71H91V73H93ZM106 70H108V69H106ZM184 70V71H183ZM2 71V72H1ZM8 72V73H7ZM12 72V73H11ZM22 72H23V74H22ZM41 72V73H40ZM53 72V73H52ZM183 72H188V73H186V75L187 76H189L188 78H189V80H191V81H189L188 82V84L186 83V81L184 80V78H182L183 77ZM43 73V74H42ZM97 73V72H96ZM96 73L94 74H90L89 73V75L84 79V80H89V79H91V76H93L94 77V75H96ZM99 73L97 74V75H99ZM251 73L253 74L252 76H251ZM21 74V76H22V78L19 76ZM246 76H245V75ZM247 74L249 75V76H247ZM263 74V75H262ZM43 75V76H42ZM97 75H96V77H97ZM215 75V74H214ZM244 75V76H243ZM26 76H29V77H27V79H26ZM152 76V77H151ZM5 77V78H4ZM14 77V80H16V81H14V83L12 82L13 81V78ZM25 77V79H23ZM31 77V78H30ZM89 77V78H88ZM191 77V78H190ZM232 77H234V78H232ZM249 77H252V79L251 78H249ZM255 77V78H254ZM257 77V78H256ZM258 77L259 78H261V80H259V81H261L260 83L261 84H259V81H258ZM10 78H11V80H10ZM29 78V79H28ZM33 78V79H32ZM38 79L37 81H36V79ZM95 78V77H94ZM243 78H245V79H243ZM18 79H19V83H20V81L22 82L23 81V83L22 84H16V83H18ZM42 79V80H41ZM146 79V80H145ZM148 79V80H147ZM171 79V80H170ZM172 79H173V81H172ZM243 79V80H242ZM255 79H257L256 81H255ZM11 82H10V81ZM26 80V81H25ZM30 80V81H29ZM143 80H145V81H143ZM168 80V81H167ZM230 80H232V81H230ZM235 80V81H234ZM237 80V81H236ZM239 80V81H238ZM247 80V81H246ZM251 80V81H250ZM252 80H254V81H252ZM4 81H7V82H5V84H4ZM25 81V82H24ZM32 81V82H31ZM33 81H35V82H33ZM165 82L166 83V85L164 86V87H172L173 86V88H171V90H170V88H167V89H165L164 90V87L162 86V85H160L161 87H159V89L157 90V89H155V91H153L152 90V88H156L157 87V84H159L160 82L162 83V82ZM175 81H176V84H175ZM250 81V82H249ZM257 81H258V83H257ZM16 82V83H15ZM30 82H31V84H33L34 83V85H32V86H30L31 84H30ZM135 82V83H134ZM142 82V83H141ZM168 82H170V84H169V86H168ZM173 82H174V84H175V86L178 84V86H174L173 85ZM192 82V83H191ZM233 82H236V83H233ZM238 82V83H237ZM244 82V83H243ZM248 82V83H247ZM253 82V83H252ZM7 83V84H8ZM160 83V84H161ZM218 83V82H217ZM233 83V84H232ZM246 83H247V86H245L246 85ZM250 83V85L248 86V84ZM256 83V84H255ZM4 84V85H3ZM16 84V85H15ZM27 84V85H26ZM30 84V85H29ZM155 84V85H154ZM171 84H172V86H171ZM219 84V83H218ZM245 84V85H244ZM253 84V85H252ZM255 84V85H254ZM21 85V86H20ZM23 85V86H22ZM25 85V86H24ZM36 85H38V84H36ZM35 85V86H36ZM137 85V86H136ZM191 85V86H190ZM205 85V86H204ZM244 85V86H243ZM258 85V86H257ZM261 85V86H260ZM15 86V87H14ZM29 86V87H28ZM34 86V87H35ZM139 86V87H138ZM154 86V87H153ZM192 86L196 89V93H198L196 96H197V98H198V102H197V104L196 105H194V103H193V100H194V94H196V93H193V92H195V91H192V89H194V88H192ZM252 86V87H251ZM255 86V87H254ZM257 86V87H256ZM260 86V87H259ZM21 89H20V88ZM136 87H137V89H136ZM244 87L247 89H244ZM248 87L250 88L251 87V89H252V93H253V96H252V93L251 92H248ZM254 87V88H253ZM26 90H25V89ZM163 89V91L161 90L160 91V89ZM177 88V89H176ZM256 88V89H255ZM262 89V90H260V89ZM16 89V90H15ZM135 89V90H134ZM176 89V90H175ZM191 89V90H190ZM194 89V90H195ZM254 89V90H253ZM3 90H4V93H3ZM20 92H19V91ZM29 91V92H26L25 93V91ZM157 90V91H156ZM170 90V91H169ZM205 90V91H204ZM244 90H245V93H244ZM257 90H259V92H260V94L258 93V91ZM16 91H18V93L16 92ZM10 92V93H9ZM12 92V93H11ZM15 92V93H14ZM22 92H24V93H22ZM141 92H147V94H146V100L147 101H165L166 102V104L167 103H169L170 102V107H169V110H171V111H168V113L172 116L173 114V118L174 117H176L174 120V122H172V121H169L168 120V118H164V119H166V121L168 122H164L163 120H161V119H163V118H160V122L159 121H155L156 122V124H155V122H154V124H152V123H150V124H152V125H150V124H146V123H142V122H137V121H134V123H132V122H129V123H131V124H129V123H125V122H121L122 124H124L125 125V127H124V125H122L121 123H120V121L121 120H124V119H126L127 118V120L130 118V117H132L133 118V116H134V114H136V113H128V114H124V115H122V116H120V115H118V116H113V117H111V118H109V119H105V120H101V121H99V122H97V123H95V121L93 122V123H91L92 121H93V119H92V121L90 122V118H93L92 116L94 115L95 116V113L94 112H96V113H98V111L100 112L99 114L101 115V113L103 114V112H105L104 111V107H106L108 104H114L115 102H117V103H122V102H125V101H127V100H130V99H132V97L133 98H136V100H137V102H140L141 100H140V96L139 95H141ZM150 92V93H149ZM207 92H208V94H207ZM212 92V93H211ZM246 92H248L247 94H246ZM254 92H255V96H254ZM206 93V94H205ZM250 93H251V95H250ZM257 93H258V95H257ZM21 94H25V98H24V95H23V97L21 96ZM171 94V95H170ZM175 94V95H174ZM203 94L204 95H206V96H203ZM211 94V95H210ZM249 94V95H248ZM3 95H1V96H3ZM152 95H153V97H152ZM247 95V96H246ZM259 95H260V97H259ZM10 96V97H9ZM12 96V97H11ZM22 98H21V97ZM170 96V97H169ZM174 96V97H173ZM178 96H180V98L178 97ZM209 96L211 97L210 99H209ZM6 97H8V98H6ZM14 97V98H13ZM17 97V99H19ZM201 97H203V100H202V98ZM204 97H205V99H204ZM249 97V98H248ZM257 97H258V99L261 101V102H259V101H257ZM11 98V99H10ZM172 98V99H171ZM212 98H214V99H212ZM248 98V99H247ZM251 98V99H250ZM252 98H256L255 99V101H254V99H252ZM8 99V100H7ZM26 99V100H25ZM34 99H35V101H34ZM36 99H37V101L39 102H36ZM160 99V100H159ZM163 99V100H162ZM174 99H176V100H174ZM206 99H209V100H211L212 102H214V103H218V106H212V105H215L214 103L212 104V102L210 103V102H208V100H206ZM246 99V100H245ZM27 100H29V102H30V104H28L29 102L27 101ZM114 100H116V101H114ZM171 100V101H170ZM245 100V102L243 103V101ZM251 100H253V101H251ZM19 101V100H18ZM31 101H33L32 103H31ZM174 101V102H173ZM182 101V102H181ZM195 101V100H194ZM221 101V100H220ZM248 101H250V102H248ZM28 102V103H27ZM37 104H36V103ZM94 102V103H93ZM171 102H172V104H171ZM208 102V103H207ZM240 102V103H239ZM253 104H252V103ZM259 102V104H257ZM42 103V102H41ZM98 103V104H97ZM107 103V104H106ZM211 105H210V104ZM217 103H216V105H217ZM221 103V102H220ZM250 104V106H252V109L250 108V106H249V104ZM28 104V105H27ZM94 106H93V105ZM97 104V105H96ZM116 104V103H115ZM176 104V105H175ZM222 104V103H221ZM221 104H220V106H221ZM240 104H241V106H240ZM245 106H244V105ZM246 104H247V106H246ZM252 104V105H251ZM255 104H257V105H255ZM263 104V105H262ZM4 105V104H3ZM3 105H1L0 106V108L1 107H4ZM92 105V106H91ZM106 105V106H105ZM168 105V104H167ZM254 105V106H253ZM260 105H261V107H260ZM21 106L22 107H24V110H23V108H21ZM36 106V107H35ZM86 106V107H85ZM90 106V107H89ZM98 107V108H96V107ZM174 106V107H173ZM249 106V107H248ZM262 106H263V110H262ZM197 107H199V110H198V108ZM234 107V108H233ZM242 107V108H241ZM246 109V112H245V109ZM36 110H35V109ZM38 108V109H37ZM90 109V110H88L87 111V109ZM100 108V109H99ZM239 108H240V110H239ZM248 108H249V110H248ZM258 108H259V110H258ZM23 111H22V110ZM31 109V110H30ZM82 109V110H81ZM236 109H238V110H236ZM251 109V110H250ZM38 110V113H35L36 115H37V117L35 116V114H34V118L35 119H37L38 117H42L43 115H44V112H42L43 113V115H42V113H40L39 114V112H41V111H39ZM43 110H44V108H43ZM85 113H84V112ZM200 111H202L201 113H203V115H204V117L205 118H203V120H205L206 119V121L208 122H206V121H204V122H202L201 121V118H200V116L199 115H201V113H200ZM204 111V112H203ZM239 111V112H238ZM249 111V112H248ZM256 111H260V112H256ZM262 111V112H261ZM86 112H89V114L90 113H94V114H91V115H89L88 113L86 114ZM241 112V113H240ZM252 112V113H251ZM31 113V112H30ZM81 113H83V114H81ZM172 113V114H171ZM248 113V114H247ZM260 114V117H259V115H255V114ZM19 112H18V117H19ZM98 114V115H99ZM131 114V115H130ZM250 114H252V115H250ZM30 115V114H29ZM88 115L90 116V117H88ZM97 115V114H96ZM206 115V116H205ZM250 115V116H249ZM31 116V115H30ZM231 116H232V113H231ZM242 116H243V119H242ZM256 116H258V118L256 117ZM20 117V118H21ZM24 117H26V118H24ZM33 117H31V119H30V124H31V121H32V119L34 120V118ZM97 117H99V116H97ZM19 118V119H20ZM29 118V117H28ZM76 118V119H75ZM248 118V119H247ZM18 119V120H19ZM84 121H86V122H88L87 123V125L90 123V125H88V126H86V127H84V126H81V128H80V125H82V123L84 122ZM87 119H89L88 121H87ZM117 119H119V120H117ZM131 119V118H130ZM129 119V120H130ZM259 119H262L261 121L259 120ZM22 120V119H21ZM20 120V121H21ZM39 122H37L36 120H34L35 122L34 123H38V125H36L35 124V126H34V128L36 127L37 129H38V127H41V120H39V119H37ZM75 120V122H72V121H74ZM132 120V119H131ZM159 120V119H158ZM200 120V121H199ZM218 120V121H217ZM238 121V122H241V121ZM113 121V122H112ZM259 121V122H258ZM23 122V121H22ZM21 122V123H22ZM26 122V121H25ZM24 122V123H25ZM82 122V123H81ZM86 122H84V123H86ZM115 122H118V124L120 125V126H123V127H120L119 126V128H117V126L115 127V125H117V123H115ZM160 124H159V123ZM234 122H236V121H234ZM233 122V123H234ZM256 122V123H255ZM40 123V124H39ZM170 123V124H169ZM204 123V124H203ZM258 123V124H257ZM128 124V125H127ZM139 124V125H138ZM172 124V125H171ZM182 124V125H181ZM216 124V125H215ZM247 124H249V121L246 123V125ZM62 125V126H61ZM114 127H112V126ZM160 125V126H159ZM202 125H204V126H202ZM38 126V127H37ZM58 126V127H57ZM127 126V127H126ZM172 126V127H171ZM180 126V127H179ZM83 127V128H82ZM160 127V128H159ZM164 127H168V128H164ZM177 129H175V128ZM204 127H206V129L204 128ZM208 127V128H207ZM33 128V129H34ZM35 128V129H36ZM121 128V129H120ZM131 128H133V129H131ZM154 128H156V129H154ZM180 128V129H179ZM32 129V130H33ZM115 129V130H114ZM169 129V130H168ZM178 129H179V135H180V137H178L179 135H178V132H176V131H178ZM90 130V131H89ZM125 130V131H124ZM170 130H172V131H170ZM206 130V131H205ZM97 131V132H96ZM162 131V132H161ZM166 131V132H165ZM174 131V132H173ZM183 131V132H182ZM92 134H91V133ZM102 134H100V133ZM127 132V133H126ZM160 132V133H159ZM206 132V133H205ZM209 132V133H208ZM212 132V133H211ZM257 132V131H256ZM48 133V134H47ZM123 133V134H122ZM163 133V134H162ZM46 134V135H45ZM49 134L50 135H52L53 134V131L52 130H50V131H48V132H46V133H44V136L45 137H49ZM79 134V135H78ZM104 134V135H103ZM181 134H184V136H183V138H184V140L187 142V143H185V145H187L186 147H188L189 148V146H190V148L191 149H193V147H194V149H193V151H191V152H193L194 153V155L196 156H193V158H192V155H190V153H186L187 154V156H183L184 155V153H182L181 154V152H180V150L183 152V150L182 149H184L185 147H184V141H182L181 140ZM206 134V135H205ZM78 138H76L75 139V142L76 143H72L74 140H70V138H71V136L72 137H75V136ZM78 135V136H77ZM116 135V136H115ZM168 135H170V136H168ZM82 136V137H81ZM86 136H87V138H86ZM131 136V137H130ZM155 136H157V137H155ZM65 137V138H64ZM173 137V138H172ZM69 138V139H68ZM82 138V139H81ZM106 139V140H105ZM143 139V140H142ZM213 139V140H212ZM41 140V138L38 136V137H36L35 139H33V141H32V145H33V143L35 144L37 141H40ZM84 140V141H83ZM86 140V141H85ZM113 140V141H112ZM173 140H174V142H173ZM34 141H36V142H34ZM87 141L89 142V143H87ZM134 143H133V142ZM143 141V142H142ZM145 141V142H144ZM168 141V142H167ZM69 142H67V144L69 145L70 143ZM80 142V143H79ZM85 142H86V144H85ZM110 142V143H109ZM130 142V143H129ZM138 142H139V144H138ZM142 142V143H141ZM153 142H155V145H156V143H157V146H155V145H153L154 143ZM159 142V143H158ZM182 142H183V144H182ZM38 143V142H37ZM78 143V144H77ZM96 143H97V145H96ZM125 143H127L126 145H125ZM134 144V146H136V149H137V151H136V149H133V148H135V147H133V146H130L129 144ZM210 143V144H209ZM66 144V145H67ZM90 144V145H89ZM113 144V145H112ZM147 144V145H146ZM150 144V145H149ZM162 145V149L163 150H160V148H161V145ZM165 144V145H164ZM189 144V145H188ZM193 144V146H191ZM41 145V146H40ZM40 145L38 146V148L40 149V148H44V146H46L45 145V143L43 144H41L40 143ZM43 145V146H42ZM70 145V146H71ZM85 145V146H84ZM89 145V146H88ZM106 145V146H105ZM110 145V146H109ZM128 145L130 146V147H128ZM138 145V146H137ZM140 145V146H139ZM142 145V146H141ZM152 145V146H151ZM73 146V147H74ZM99 146V147H98ZM115 146V147H114ZM120 148H119V147ZM123 146L125 147V149H124V151L122 150V148H123ZM159 146H160V148H159ZM179 146V147H178ZM184 148H183V147ZM67 147V146H66ZM73 147H67V149L66 148H64L66 151H68L69 152V150H70V152H69V154L71 153H75V149H72ZM77 147H78V149H80V148H82L81 150H79V151H77L78 149H77ZM122 147V148H121ZM133 147V148H132ZM137 147H140V148H137ZM155 147H156V149H155ZM163 147H165V148H163ZM70 148V149H69ZM97 148V149H96ZM158 148V149H157ZM187 148V149H188ZM216 148V149H215ZM37 149V148H36ZM63 149V150H64ZM69 149V150H68ZM90 149V150H89ZM91 149H93V150H91ZM96 149V150H95ZM119 149V150H118ZM121 149V150H120ZM128 149H130V150H128ZM169 149V150H168ZM175 149V150H174ZM20 150V152H21V150L23 151V149L22 148H20L19 149ZM33 150V149H32ZM71 150H73V152L71 151ZM86 150V151H85ZM89 150V151H88ZM100 150V151H99ZM135 150V151H134ZM185 151H186V149H184ZM35 151V148H34V150H33V152ZM118 151H121L122 152V155L125 157H128L129 158V160H128V158H124V160L125 161H122V160H120V158L121 157H123L122 155H119L120 154V152L118 153ZM128 152L127 153V155H126V153L125 152ZM176 151H177V153H176ZM196 151V152H195ZM201 151V152H200ZM216 151H217V153H216ZM67 152V153H68ZM82 152H84V153H82ZM130 152V153H129ZM31 153H32V151H31ZM30 152H29V154L28 153H26V154H28V155H30L31 154ZM87 153V154H86ZM125 153V154H124ZM25 154V155H26ZM131 154V155H130ZM173 154V155H172ZM218 154V155H217ZM25 155H23V156H25ZM32 155V154H31ZM90 157H89V156ZM118 155L120 156V158L118 157ZM128 155H130V156H128ZM190 156V158H189V156ZM89 158H88V157ZM182 156V157H181ZM204 156H206V157H204ZM219 157V158H218ZM20 158H22L21 157V155H20ZM93 158V159H92ZM179 158V159H178ZM202 158H204L203 160H205V158L207 159V160H205V161H201L202 160ZM217 158V159H216ZM224 158V157H223ZM241 159H243V157H240ZM246 158L247 157H245L244 159H245V161H246ZM257 158V157H256ZM17 159V158H16ZM101 159V160H100ZM119 159V160H118ZM123 159V158H122ZM158 159V160H157ZM177 159H178V161H177ZM201 159V160H200ZM241 159H239V160H241ZM18 160H20L19 159V157H18V159L16 160V161H18ZM97 160V161H96ZM110 160V161H109ZM114 160H117V161H114ZM143 160V161H142ZM173 160V161H172ZM182 161V163L180 162V161ZM127 161V162H126ZM185 161V162H184ZM186 161H188V165H185V164H187L186 163ZM258 161H264V159H261V156H260V158L258 157ZM87 162V163H86ZM121 162H123V163H121ZM167 162V163H166ZM240 162V161H239ZM242 162V161H241ZM95 163V164H94ZM97 163V164H96ZM115 163V164H114ZM174 163V164H173ZM181 163V164H180ZM202 163V164H201ZM204 163V164H203ZM206 163V164H205ZM92 164V165H91ZM173 164V165H172ZM201 164V165H200ZM241 165H242V163H240ZM99 165V166H98ZM122 165V166H121ZM175 165V166H174ZM183 165H185L186 167H184ZM209 165V166H208ZM84 167H85V165H83ZM90 166H92L91 168H90ZM97 166V167H96ZM101 166L104 168H101ZM121 166V167H120ZM179 166V167H178ZM183 166V167H182ZM195 166V167H194ZM205 166V167H204ZM119 167V168H118ZM123 167V168H122ZM175 167V168H174ZM187 167H189V168H187ZM208 167V168H207ZM240 167H244V166H240ZM5 168V167H4ZM4 168H3V170H4ZM87 168V167H86ZM139 168H141V170H137V169H139ZM159 168H162V169H160V170H162V171H160L159 170ZM184 168H186V169H184ZM207 168V169H206ZM245 168V167H244ZM243 168V169H244ZM99 169H101V170H99ZM130 169V170H129ZM183 169L185 170V172L186 173H184L183 172ZM202 169V170H201ZM209 169V170H208ZM219 169V170H218ZM241 169V168H240ZM239 169V170H240ZM242 169V170H243ZM109 170V171H108ZM129 170V171H128ZM157 170V171H156ZM182 170V171H181ZM197 170V171H196ZM204 170V171H203ZM206 170V171H205ZM216 170V171H215ZM241 170V172L244 174V175H242L241 174V172H240V174L242 175H240L239 173H237L236 174V177L237 176H239V179H238V181H236V186L238 185V190L239 191H241V189L242 188H245V191L247 192H244V193H246L247 195H248V197H246V199H245V197L244 196H242L241 197V195L242 194H244V193H241L242 191H244V189L238 194V192L236 193V195H234V196H232L233 198H236V205L238 204V205H241V206H239V208L240 207H242V208H247V209H251L248 205H250V203H252L251 205L252 206H254L253 204L255 203L256 205L259 203V201L261 202V204L264 202V185L259 189V187L257 188V189H259V190H257V192L255 191H251V189L250 188H252V180H253V178H255V177H253V175L252 176H249V175H247L248 173H247V167L245 168V172L244 171H242ZM104 171V172H103ZM115 171V172H114ZM128 171V172H127ZM201 171H203V172H201ZM205 172V173H204ZM220 172V173H221ZM92 173V174H91ZM110 173V174H109ZM135 173V174H134ZM174 173V174H173ZM201 173H202V175H201ZM208 173V174H207ZM129 175V177L127 176V175ZM184 176H183V175ZM196 174V175H195ZM205 174V175H204ZM239 174V175H238ZM100 175V176H99ZM109 175V176H108ZM181 175V176H180ZM207 175V176H206ZM211 175H212V177H211ZM217 175V176H216ZM260 175V174H259ZM204 176V177H203ZM261 176V175H260ZM99 177H101V178H99ZM121 177V178H120ZM134 177V178H133ZM207 177V178H206ZM242 177V182L243 183H241V182H239L240 181V178ZM252 177V178H251ZM257 178L259 177V176H256ZM262 177H264V175L262 176ZM195 178V179H194ZM257 178H256V180H257ZM89 179V180H88ZM94 179V180H93ZM117 179H119V180H117ZM126 179V180H125ZM185 179V180H184ZM202 179V180H201ZM206 179V180H205ZM216 179V180H215ZM236 179V180H237ZM252 179V180H251ZM261 179H263V178H261ZM86 180V181H85ZM196 180V181H195ZM208 180H209V182H208ZM220 180V181H219ZM264 180V179H263ZM263 180H258V182H259V185H260V183H261V181L263 182ZM108 181V182H107ZM112 181V182H111ZM116 181V182H115ZM187 181V182H186ZM213 181V182H212ZM219 181V182H218ZM255 181V180H254ZM75 182V183H74ZM138 182V183H137ZM185 182V183H184ZM86 183V184H85ZM181 183V184H180ZM214 183V184H213ZM254 183V182H253ZM74 184H75V186H74ZM77 184V185H76ZM127 184V185H126ZM138 184V185H137ZM183 184V185H182ZM202 184V185H201ZM210 184V185H209ZM221 185H222V183H220ZM256 184V183H255ZM258 184V183H257ZM263 184V183H262ZM110 185H111V187H110ZM188 185H190V186H188ZM242 185H243V187H242ZM71 186H73V187H71ZM85 186V187H84ZM131 186H133L132 188H131ZM140 186V187H139ZM201 186H202V188H201ZM210 186V187H209ZM213 188H212V187ZM236 186H235V189H236ZM261 186V185H260ZM114 187V188H113ZM130 187V188H129ZM188 187H190V188H188ZM222 187V186H221ZM73 188V189H72ZM79 188V189H78ZM207 188H209V189H207ZM85 189H87V190H85ZM211 189H213V190H211ZM214 189H216V191L218 190H220L219 192H218V194H217V192H214L215 193V195H213L214 193H213V191H214ZM79 190H81L82 192H84V193H81ZM112 190V191H111ZM123 190V193H121V191ZM201 190V191H200ZM238 190H236V191H238ZM110 191V192H109ZM180 191V190H179ZM210 191H208V192H210ZM258 191H260V192H258ZM114 192V193H113ZM180 192H182V194H183V191H180ZM179 192V193H180ZM185 192V191H184ZM190 192V191H189ZM203 192V193H202ZM208 192H206V193H208ZM251 192H253L252 194H251ZM91 193H92V195H91ZM121 193V194H120ZM134 193V194H133ZM174 192H172V194H173ZM178 193V194H179ZM187 193H188V191H187ZM250 193V194H249ZM254 193H256L255 195H254ZM76 194V193H75ZM105 194L107 195V196H105ZM115 194V195H114ZM122 194H124V197L122 196ZM134 195V197H133V195ZM166 194V193H165ZM164 194V195H165ZM171 194V193H170ZM177 194V195H178ZM186 194V193H185ZM205 194V195H204ZM217 194V195H216ZM241 194V195H240ZM82 195V196H83ZM153 195V196H152ZM155 195V196H154ZM176 195V193L174 194V197H170L171 198V200H172V198H176V197H178L179 198V196H175ZM180 195H181V193H180ZM240 195V196H239ZM85 196H86V198H85ZM92 196V198L90 199L89 197H91ZM166 196V195H165ZM185 196V195H184ZM202 196H204V197H202ZM216 196V197H215ZM246 196V195H245ZM259 196V197H258ZM111 197H112V201H111ZM117 197V198H116ZM121 197H123L124 199H122ZM151 197L149 198V200L151 199ZM154 197V198H153ZM159 197H161L160 199L162 200V196H159ZM181 197H182V195L180 196V198L179 199H181ZM103 198V199H102ZM121 198V199H120ZM134 198H136V199H134ZM158 197H156V199H157ZM167 198V197H166ZM166 198H163V199H166ZM178 198H177V200H178ZM209 198V199H210ZM97 200V202H95V200ZM105 199V200H104ZM120 199V200H119ZM130 201H129V200ZM151 199V200H152ZM160 199L158 198V201H160ZM169 199V198H168ZM208 199V200H209ZM215 199V200H214ZM115 200V201H114ZM129 202H128V201ZM138 200V202H136ZM144 200H142V202L144 201ZM170 200V199H169ZM167 201V199L166 200H162V201H160L159 203L162 205L163 204V202L165 203V201H166V203H168L169 202V204H171V200L170 201ZM182 200V199H181ZM213 200V201H212ZM245 200H247V201H245ZM249 200V201H248ZM259 200V201H258ZM262 200V201H261ZM87 201V203H90V202H88ZM127 201V202H126ZM146 201H148L147 199H146ZM146 201H144L145 203H146ZM173 201H175L176 202V199L175 200H173ZM183 201V200H182ZM220 201V202H219ZM258 201V202H257ZM152 202H153V200H152ZM151 202V204L153 205V203ZM174 202V203H175ZM177 202H179V201H177ZM211 202H208L210 205H211ZM254 202V203H253ZM94 203H95V205H94ZM148 203V202H147ZM147 203H146V205H147ZM149 203H150V201H149ZM91 204V203H90ZM89 204V205H90ZM131 204H129V205H131ZM150 204V205H151ZM157 204H158V202H157ZM180 204V203H179ZM264 204V203H263ZM91 205V206H92ZM125 205V206H126ZM140 205H142V204H140ZM145 205V204H144ZM164 205V204H163ZM167 205V204H166ZM172 205V204H171ZM221 205V206H220ZM250 205V206H251ZM168 206H170V205H168ZM211 206H214L215 207V202H214V205L212 204ZM251 206V207H252ZM96 207V206H95ZM216 208L217 210H218V212L219 211H221V208ZM112 208H114V207H112ZM253 208V207H252ZM221 215L220 216H222L223 215V213L222 212H219ZM219 213L217 214V216L219 215ZM240 232V231H239ZM229 239H231V237H229L228 238V241L226 242V244H227V246H226V248L228 249L227 250V252L229 253V255H231V258L232 259H234V262L237 264V262H238V260L236 261V257L237 256H235V250L233 249L234 247H233V243H232V239L231 240H229ZM237 255V254H236Z\"/></svg>",
    "mask_w": 264,
    "mask_h": 264
}]
</instances>
